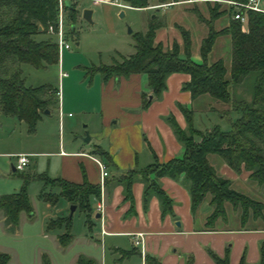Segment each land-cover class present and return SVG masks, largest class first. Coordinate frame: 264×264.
<instances>
[{
	"label": "trees",
	"instance_id": "obj_1",
	"mask_svg": "<svg viewBox=\"0 0 264 264\" xmlns=\"http://www.w3.org/2000/svg\"><path fill=\"white\" fill-rule=\"evenodd\" d=\"M148 1L122 0L135 9L146 7ZM153 1L154 4H160L178 0ZM204 2L208 16L205 18L200 13L196 14L207 27L198 46L201 59L199 63L190 58L189 33L180 26H177L180 45L173 41L169 48H165L154 41L155 30L160 21L153 16L149 18L144 32L137 31L132 34V53L121 56L119 62L99 64L90 67V70L100 72L103 78L143 73L146 75L147 87L156 98L165 88L164 81L168 74L183 72L189 75L188 82L182 88L189 92L191 98L207 96L211 101L210 108L226 122L227 129L213 124L198 130L191 124V111L181 108L187 122L186 128L181 129L173 121L169 122L183 148L182 154L162 163L154 159L140 170L120 175L116 181L122 183L123 197L130 201V184L139 176L144 183L143 202L153 193L163 214L170 212L171 200L155 178L168 176L177 180L181 176V182L189 195L190 210L193 212L205 199L211 208L205 219L206 227H213L218 217L225 220L223 216L226 205L231 209L237 206L240 208L239 225L243 227L249 218L255 220L260 215L264 209L263 204L235 190L228 178L216 173L207 156L216 155L236 174L246 171L247 180L258 184L264 182V11L245 10V29L242 30L240 21L230 18L228 6L222 9L219 4L221 2ZM76 14L73 4L67 7V17L71 22ZM222 15L226 16L222 28L214 30L213 21ZM54 20L55 0H0V114L24 122L28 132H33L43 110H49L56 104L57 89L49 85L26 86L20 64L26 63L38 69L58 62L56 44L49 36L43 37L47 34V27L54 24ZM218 35L227 38V50L225 54L209 61L207 57ZM238 85L248 90V99L236 93L235 88ZM147 104L148 99L142 98L141 106L146 107ZM95 150L107 159L104 152L97 148ZM151 173L154 179L150 180L148 175ZM35 178L42 181L38 197L50 204L58 197H63L69 203L89 212L88 197H97L99 194V186L86 180L73 183L44 174L35 175ZM29 180L28 175H21L19 189L0 196V210L3 211L5 222L14 224L18 211L29 210L26 194ZM53 189L57 192L54 193ZM61 225L64 228L69 226L68 216L50 219L48 228ZM68 237V234L60 236V244L65 245ZM212 257L217 264H226L225 257L218 258L213 254ZM7 261L8 256L0 253V264H8ZM42 261L43 264H48L45 259ZM80 261L83 259L78 258V262ZM144 264L159 262L153 257L144 256ZM258 264H264V242L259 246Z\"/></svg>",
	"mask_w": 264,
	"mask_h": 264
},
{
	"label": "crops",
	"instance_id": "obj_2",
	"mask_svg": "<svg viewBox=\"0 0 264 264\" xmlns=\"http://www.w3.org/2000/svg\"><path fill=\"white\" fill-rule=\"evenodd\" d=\"M219 4L220 8H226L225 4ZM153 5L154 1L149 0L146 7L138 10L155 11L151 17L155 16L160 25L155 30L154 41L161 43L165 48H169L173 41L181 44L177 29L180 25L169 20L170 15L181 12V20L187 22L186 26L182 24L181 27L189 33L190 58L199 63L201 59L198 46L206 34V27L197 19L196 14L200 13L206 18V3L196 1L160 8L150 7ZM225 17L222 15L213 21L214 30L222 28ZM148 20L140 32L145 31ZM226 50L227 38L218 35L207 58L209 61L215 60L225 54ZM93 66L97 65L92 64L83 68L75 77L61 72L59 97L52 107L56 115L55 122L67 128L68 137L65 145L59 143L56 151L41 149V146L49 147L47 143L50 141L46 135L38 139L35 126L30 134L32 136L18 139L23 148L17 153L27 154V159L29 156L53 157V171H49L47 165V169L43 167L42 163L36 171L30 173L28 170L29 174L24 173L28 160L21 170L23 172L21 175H28L30 180L34 179L35 175L44 174L73 183L86 180L88 183L97 184L98 196L90 195L87 200L89 213L97 222L95 237L90 238L98 243L102 256L105 251L109 253V258L112 254L116 255L111 259L113 263L137 258L139 264H144V256H150L159 264H217L212 257L213 254L218 258L225 257L226 264H258L259 246L264 242L263 223H252L254 219L249 218L248 221L251 220V223L243 227L239 224L219 225L218 222L222 219L218 217L213 227H206L205 219L210 212L207 203L203 200L193 212L190 210L189 195L181 182V176L177 180L168 176L155 178L159 187L171 200L170 212L163 214L153 193L143 202L144 183L139 176L130 184V201L124 199L122 183L116 181L120 175L140 170L154 159L162 163L182 154L183 148L169 122L173 121L181 129L186 128L187 122L181 108L191 111V124L198 130L213 124L220 126L219 122H223V119L210 108L209 98L207 96L191 98L189 92L182 88L189 80V75L183 72L168 74L164 81L165 88L156 98L146 85L145 74L130 73L127 76L103 78L100 72L90 70ZM59 68L58 64V75ZM142 98L148 99L146 107L141 106ZM70 108H77L79 115L77 122L64 120V116L69 115ZM42 114L51 115L50 110L48 113H41L36 123H43ZM49 126L50 124L45 128L46 131H49ZM85 135L88 136L87 142L82 141ZM95 148L104 152L107 159L101 157ZM211 155L207 156L208 162L210 161L209 164L216 173L228 178L232 184L238 181L234 171L218 157L210 158ZM0 157L5 159V163H9L11 171H18L11 163L12 160L15 161L14 153L0 151ZM92 157L100 160L106 167L107 175L101 182L98 167ZM245 173L240 179L241 182L247 181V172ZM148 178L154 179V175L151 173ZM2 218L6 229H11L12 225L5 223L4 214ZM90 221L89 219L91 226L93 223ZM138 232L141 233V246H134L133 236Z\"/></svg>",
	"mask_w": 264,
	"mask_h": 264
},
{
	"label": "rangeland",
	"instance_id": "obj_3",
	"mask_svg": "<svg viewBox=\"0 0 264 264\" xmlns=\"http://www.w3.org/2000/svg\"><path fill=\"white\" fill-rule=\"evenodd\" d=\"M72 2L77 10L76 17L71 22L66 16L64 21L65 40L69 48L62 50L56 64L47 65L44 68L36 69L26 63L20 64L25 85H49L58 88L60 91L61 76L58 75V64L60 67L59 72L75 77L83 71V68L92 64L119 62L120 56H126L133 51L132 34L141 31L145 27V22L151 17L152 13H155L152 10L142 11L119 7L108 2L97 3L92 0H72ZM115 2L122 4V0H115ZM259 7L264 9V0H260ZM84 8L91 10L90 22L81 16V10ZM120 12H122V15H119ZM170 16L169 20H173L180 27L182 24L186 26L187 22L181 20V12ZM205 16L207 17L208 14L205 13ZM128 29L130 32H128ZM47 36L53 39L50 34L43 37ZM235 91L244 98H249L248 90L243 86H236ZM49 110L53 117L42 114L44 116L42 117L43 123L37 122L35 130H37L38 139L46 135L50 141L47 143L49 147L43 148L41 146L40 148L46 151H56L59 143L65 145L68 132L65 126L61 127L55 122L56 115L53 107ZM77 111V108H70V113L68 116H64V120L77 122L79 118ZM222 121L219 122L220 127L227 129L226 122ZM48 124H50L49 131H46L45 128ZM30 134L32 132L27 131L24 122L0 114V151L14 153V155L24 154L17 153L19 149L23 148L18 139L24 136H32ZM25 155L27 156V154ZM210 158L217 159V156L212 154ZM4 160L0 157V195L17 191L21 186L20 175L23 173L22 171H11L9 163H5ZM28 160V166L25 169L23 168L24 173H27L28 170L30 173L36 171L42 163L46 169L49 167V171L53 169V157L29 156ZM11 163L14 166L15 161L12 160ZM245 172L243 170L240 173L241 175L237 174L238 181L232 184L233 188L259 201L264 206V182L260 184L252 180L241 182L240 179L245 176ZM41 187L42 181L37 178L28 182L26 194L29 210L17 212L15 223H8L12 225L11 229H6L4 226L3 211L0 210V253L8 256V264H43V259L48 264H139L137 258L124 259L121 263H113L111 259L112 257L115 258L116 255L112 254V257L109 258V253L106 251L102 256L98 243L90 238L95 235L97 227V222L92 214L74 204L75 207L69 215L71 203H68L63 197H58L53 204L44 201L38 197ZM52 191L57 192L56 189ZM226 206V213L223 216L225 220L219 221L218 224L237 226L239 224L240 208L237 206L231 209L229 205ZM207 208L211 210L208 205ZM68 215L69 226L67 228H64V225L48 228L50 219L67 217ZM86 215H88V220L90 219V222L93 223L91 226L87 222ZM5 223L7 224V222ZM249 223H251V220L246 221V224ZM252 223L264 224V209L261 210L260 215ZM63 234L69 235L65 245H61L59 242V237ZM78 258H82L83 261L78 262Z\"/></svg>",
	"mask_w": 264,
	"mask_h": 264
},
{
	"label": "built area",
	"instance_id": "obj_4",
	"mask_svg": "<svg viewBox=\"0 0 264 264\" xmlns=\"http://www.w3.org/2000/svg\"><path fill=\"white\" fill-rule=\"evenodd\" d=\"M75 1V0H74ZM93 2H108L110 4L117 5L119 7H125L128 8L129 6L122 2V4L115 2V0H92ZM196 1H218L230 8V18L231 19H237L240 21L241 29L243 30V23H244V15L243 12L245 10H262L258 5V0H245L244 2H237L234 0H178L174 2H168V3H160L155 4L150 7L154 8H160V7H167L174 4H187V3H194ZM67 3V6L66 4ZM73 4L72 0H55V20L53 25H49L47 27V34H50L53 37V41L56 44L58 58L59 54L63 49H68L69 45L67 41L65 40V30H64V21L67 11V7ZM59 75H62L61 72H59ZM57 98L59 97V90L56 91ZM93 161L96 163L98 170H99V178L100 182L102 179L107 175L106 167L105 165L98 159L93 158ZM28 159L25 154H17L15 155V164L14 168L18 171L23 170L25 165L27 164ZM132 244L134 246H141V233H135L133 236ZM141 254H142V250Z\"/></svg>",
	"mask_w": 264,
	"mask_h": 264
},
{
	"label": "water",
	"instance_id": "obj_5",
	"mask_svg": "<svg viewBox=\"0 0 264 264\" xmlns=\"http://www.w3.org/2000/svg\"><path fill=\"white\" fill-rule=\"evenodd\" d=\"M66 6H67V3H65ZM90 15H91V10L90 9H87V8H84L81 10V16L83 19H85L86 21L90 22ZM119 15H122V12L119 13ZM71 29H72V26H71ZM38 30H40V27H38ZM128 32H130V30L128 29ZM44 113H48V110H44L43 111ZM82 141L84 142H87L88 141V136L85 135L83 138H82ZM75 205L74 204H71L70 205V208H69V215L71 214L72 210L74 209ZM68 215V217H69Z\"/></svg>",
	"mask_w": 264,
	"mask_h": 264
}]
</instances>
